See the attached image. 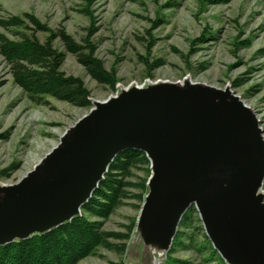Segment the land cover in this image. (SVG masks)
I'll return each mask as SVG.
<instances>
[{"label": "water", "instance_id": "1", "mask_svg": "<svg viewBox=\"0 0 264 264\" xmlns=\"http://www.w3.org/2000/svg\"><path fill=\"white\" fill-rule=\"evenodd\" d=\"M107 100L91 98L90 112L31 171L0 184V246L82 216L116 156L139 150L151 175L133 239L143 241L153 262L155 230L142 232L154 196L163 203L160 238L169 243L159 264H166L178 225L193 206L227 264H264V137L253 109L229 88L188 79L133 83ZM185 169L198 174L183 182ZM171 215H178L177 223L167 234Z\"/></svg>", "mask_w": 264, "mask_h": 264}, {"label": "rangeland", "instance_id": "2", "mask_svg": "<svg viewBox=\"0 0 264 264\" xmlns=\"http://www.w3.org/2000/svg\"><path fill=\"white\" fill-rule=\"evenodd\" d=\"M26 13L49 30L36 32L42 41L64 30L81 44L88 40L95 57L116 71L113 90L93 79L62 39L54 40L55 47L66 53L62 71L80 77L92 99L106 100L119 87L148 81L188 79L229 88L257 114L264 137V0H0V19L24 18L29 27L23 29L34 32L37 26ZM10 30L0 26V34L16 38L13 31L18 29ZM157 62L161 65L152 70ZM47 99L46 105L33 102L15 83L10 64L0 53V184L21 180L91 109ZM145 168L133 171L130 180L135 186L129 194L135 195L114 214L101 219L85 213L112 232L128 233L135 223L124 252L100 246L78 264H154L143 241L133 239L143 204L137 185L151 175ZM186 212L177 229L185 236L184 245L174 249L173 257L200 261L209 254L204 247L206 230L195 206Z\"/></svg>", "mask_w": 264, "mask_h": 264}, {"label": "trees", "instance_id": "3", "mask_svg": "<svg viewBox=\"0 0 264 264\" xmlns=\"http://www.w3.org/2000/svg\"><path fill=\"white\" fill-rule=\"evenodd\" d=\"M25 17L37 26L34 32L23 29L29 27L24 18L11 16L0 19V26L5 29H18L13 31L16 38L0 34V53L10 64L15 83L33 102L46 105L49 103L47 98L53 97L78 107L92 106L91 92L84 81L78 76L68 75L62 71L66 53L55 47L54 40L58 37L93 79L115 90L118 81L116 71L108 70L104 63L95 57L94 47L88 40L85 44H81L60 29L56 34L52 32L45 41H42L36 32L49 30L33 15L26 13ZM160 65L157 62V66L152 70ZM143 166L150 174V162L146 154L139 150H126L118 154L104 180L83 207L82 216L47 233L0 246V264H78L82 259L96 252L100 246L123 253L135 223L131 224L128 233L112 232L104 229L102 221L90 220L85 213L101 219L114 214L124 205L126 199L135 195L129 194V189L135 186L130 179L134 176L133 171ZM146 182L147 179L137 185L141 190V193L137 194L140 202L143 201L147 190ZM192 212L193 210L184 216L183 225L187 223ZM204 237L206 240L204 247L209 252L208 256H203L200 261L176 258L173 257L174 249L184 245L185 236L180 230L174 239L173 252L169 253L166 264H227L214 249L208 237L205 235ZM114 240L119 242H113ZM199 250L203 251V248ZM109 264H125V262Z\"/></svg>", "mask_w": 264, "mask_h": 264}, {"label": "bare ground", "instance_id": "4", "mask_svg": "<svg viewBox=\"0 0 264 264\" xmlns=\"http://www.w3.org/2000/svg\"><path fill=\"white\" fill-rule=\"evenodd\" d=\"M107 100V99H106ZM106 100H100V101H106ZM108 101V100H107ZM202 167L199 168V171H201ZM198 174V171H189L188 169H185L183 171V182H185L186 180L196 176ZM151 204V205H150ZM198 206V205H197ZM198 209L202 212L203 216H205V212L201 209L200 206H198ZM148 210L150 212V216H147L144 222V229L142 232V236L146 235L147 233H150L149 230L154 229L155 233L152 235V242L150 243V251L151 253L156 256L157 260L154 262V264H159L160 260L159 258L163 256V253L166 251V248L168 246V242H164L161 240L160 238V230L161 228L164 227V222H163V203L160 199L155 198L153 196V200H151V197L149 198V205H148ZM147 210V212H148ZM175 216V217H174ZM178 215H171V217L169 218V225L165 224V229H163V231L165 233H172L174 231V228L176 226L177 223V217ZM205 221L206 220V216H205ZM138 233V232H136ZM165 234V236L167 235ZM140 235H137L136 239L139 238Z\"/></svg>", "mask_w": 264, "mask_h": 264}]
</instances>
